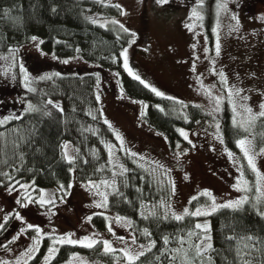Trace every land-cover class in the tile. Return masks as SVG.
Segmentation results:
<instances>
[{"label": "rangeland", "instance_id": "rangeland-1", "mask_svg": "<svg viewBox=\"0 0 264 264\" xmlns=\"http://www.w3.org/2000/svg\"><path fill=\"white\" fill-rule=\"evenodd\" d=\"M100 1L118 5L122 15L104 19L94 14L93 21L99 25L117 23L131 34V42L121 53L127 73L144 81L159 95L202 107L211 118L194 129L181 130V136L184 139L187 136L186 144L170 151L163 134L144 121V105L124 93L115 73L96 68L80 55L55 59L40 49V39H33L8 55H0V124L6 123L7 116L26 110L31 104L24 103L17 91L15 67L17 64L20 67L23 85L33 87L45 75L29 64L38 56L52 64L54 74L76 71L96 74L95 91L102 118L115 135V142L107 146L112 176L106 180L81 182L72 171V182L65 195L57 187L39 188L31 182L0 185V264H25L46 236H51L52 246L42 264L48 263L56 246L62 243L80 246L99 241L104 249L105 245H111L112 250H120L126 261L147 250L149 246L135 241L130 221L106 209L107 197L126 171L119 152L138 160L159 188L169 187V197L145 207V215L182 216L185 211L190 212L188 204L193 196L207 192L211 194L209 204L197 209L211 211L213 207L234 204L245 197L249 200L253 194L256 209L264 216V179H261L264 146L256 147L250 134L238 140L236 150L232 151L220 129L225 102L233 120L241 126L264 116L261 115L264 113V18L257 13L253 15L256 8L250 2L244 4L246 0H218L211 26V46L205 25L195 15L199 11L174 8L179 0H170L172 6L164 5L162 0ZM258 9L264 15V9ZM242 140L246 142L244 149L239 146ZM61 151L67 161L73 160L75 149L71 143H62ZM249 158L254 161L255 172ZM244 165L248 166L251 178L245 173ZM237 187L247 191H236ZM212 200L216 201L215 206ZM94 215L105 218L104 230L93 225ZM6 217L10 222L4 225ZM198 225L209 226L205 221ZM196 226L165 239L158 264H210L209 252L199 256L197 246L203 252L205 244L200 240L205 235L211 236V232L204 233ZM64 264L108 263L74 254Z\"/></svg>", "mask_w": 264, "mask_h": 264}, {"label": "trees", "instance_id": "trees-1", "mask_svg": "<svg viewBox=\"0 0 264 264\" xmlns=\"http://www.w3.org/2000/svg\"><path fill=\"white\" fill-rule=\"evenodd\" d=\"M179 1L174 8L199 11L195 15H199L205 25L208 45L212 46L211 26L218 0ZM247 2L256 8L253 15L257 13L264 18L258 9H264L262 0H246L244 4ZM94 14L116 19L121 17L122 11L116 4L100 0H0V55H8L33 39H40V49L55 59L80 55L96 68L119 77L121 89L144 105V121L163 134L170 151L185 145L180 131L194 129L209 120L210 114L200 106L159 95L144 81L130 76L123 68L121 53L131 42V34L117 23H95L91 18ZM31 60L33 63H28L45 75L33 87L26 88L19 65L15 67L17 91L24 103L32 105L7 116L6 123L0 124V185L31 182L39 188L57 187L65 195L72 182V171L81 182L110 178L112 166L107 146L115 142V135L102 118L95 91L96 74L92 71L54 74L55 68L46 59L35 56ZM220 124L230 150L235 151L237 141L250 134L256 147L264 146V116L241 126L233 120L228 102H225ZM64 142L74 146L72 163L62 155ZM120 153L126 171L107 197L106 209L130 221L138 244L155 246L138 255V259L126 261L120 250L107 251L99 241L94 243L95 247L62 243L56 246L46 264H64L74 254L108 264H158L165 239L185 233L203 221L208 223L211 232L210 264H264V216L256 209L253 194L240 210L221 206L212 216L192 214L198 207L209 204L208 197L202 194L190 199V215L181 221L159 214L145 215V207L169 197V187L159 188L138 160ZM244 169L251 178L247 165ZM4 221L6 225L10 218ZM92 222L98 229L106 227L101 215H94ZM51 239V236L44 237L34 256L25 264H42L51 249Z\"/></svg>", "mask_w": 264, "mask_h": 264}, {"label": "snow or ice", "instance_id": "snow-or-ice-1", "mask_svg": "<svg viewBox=\"0 0 264 264\" xmlns=\"http://www.w3.org/2000/svg\"><path fill=\"white\" fill-rule=\"evenodd\" d=\"M158 2H159V0H158ZM169 2H170V0H162V3L164 5H167ZM218 47L219 46H217V49H218ZM217 54H219L218 51H217ZM125 58H126V56H125ZM262 107H264V106H262ZM261 115H264V113H261ZM182 135H185V134L182 133ZM185 139H187V136L186 135H185ZM245 143L246 142L243 141V140L240 141V145L239 146L241 147V149H244ZM65 148H67V145H65ZM244 154H245V156H248V152L247 151H245ZM69 163H72V161L70 160ZM248 163H249V165L252 166V170L255 172L256 171V168H255L254 161L251 158H249ZM261 179H264V177H261ZM235 190L236 191H247V188L237 187ZM202 195L207 196V197H209V199H211V194L210 193H207L206 192V193H202ZM41 203H43V201H41ZM247 203H248V200L245 197V198H243V199H241L239 201H236L234 204L233 203L223 204L222 205V208L240 210L241 206L244 205V204H247ZM212 204L215 206L216 201L215 200H212ZM97 207H100V205H97ZM216 211H219V209L216 208V207H213L211 211H203V210L197 209L195 215H197V216H212ZM188 215H190V213L188 211H185L182 216H174V218L177 221H181V220L184 219L185 216H188ZM196 227L198 229H200L201 231H203L204 233H209L210 232V226H207V225H205V226L197 225ZM37 231H39V230H37ZM189 235L191 236L192 234L189 233ZM228 239L229 240H233L234 237H228ZM210 240H211V236L210 235H205V236H203L201 238L200 243L201 244H205V247H204V251L203 252H200L199 251V246H197V253H198L199 256H203L205 252H211V251H213L212 244L211 243H205V242L210 241ZM165 243H167V241H165ZM80 246L81 247H95V245L92 244V243H90V242L89 243H81ZM154 246H155L154 244L151 245L149 247V251L151 250V247H154ZM105 249L107 251H111L112 250V247H111V245H105ZM138 258L139 257H137V259Z\"/></svg>", "mask_w": 264, "mask_h": 264}, {"label": "water", "instance_id": "water-1", "mask_svg": "<svg viewBox=\"0 0 264 264\" xmlns=\"http://www.w3.org/2000/svg\"><path fill=\"white\" fill-rule=\"evenodd\" d=\"M264 2V0H262Z\"/></svg>", "mask_w": 264, "mask_h": 264}]
</instances>
